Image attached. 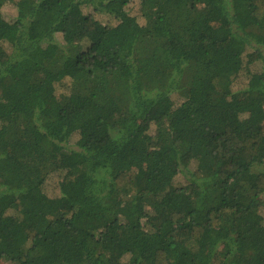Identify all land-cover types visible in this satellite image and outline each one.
I'll use <instances>...</instances> for the list:
<instances>
[{
    "label": "trees",
    "instance_id": "obj_1",
    "mask_svg": "<svg viewBox=\"0 0 264 264\" xmlns=\"http://www.w3.org/2000/svg\"><path fill=\"white\" fill-rule=\"evenodd\" d=\"M263 211L264 0H0V264H264Z\"/></svg>",
    "mask_w": 264,
    "mask_h": 264
},
{
    "label": "rangeland",
    "instance_id": "obj_2",
    "mask_svg": "<svg viewBox=\"0 0 264 264\" xmlns=\"http://www.w3.org/2000/svg\"><path fill=\"white\" fill-rule=\"evenodd\" d=\"M130 10H132L133 15H138L139 14L138 5H134L133 9H132V7H130ZM2 12H3V15L6 18V20H8L10 22L14 21L15 18H16V15H17L16 8L13 5H10V4L6 5L3 8ZM95 17L102 24V26H104V27L116 28V26L118 25V23L114 19L109 17V16L96 14ZM139 20H141V18H139ZM83 45H84V48L86 49L90 45V42L84 43ZM69 86H70V80H67L61 86L57 85V95H60L61 93H63V91L66 90ZM174 97L177 98V96H174ZM154 130L155 129L153 128L152 132ZM67 148L68 149H77L74 141H72L71 144H69ZM185 184H186V178L183 175H180L179 177H177V179L175 181V186H183ZM262 213H263V216H264V211Z\"/></svg>",
    "mask_w": 264,
    "mask_h": 264
}]
</instances>
